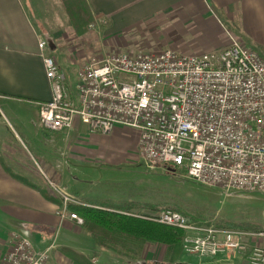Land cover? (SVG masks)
<instances>
[{
    "label": "built area",
    "instance_id": "built-area-1",
    "mask_svg": "<svg viewBox=\"0 0 264 264\" xmlns=\"http://www.w3.org/2000/svg\"><path fill=\"white\" fill-rule=\"evenodd\" d=\"M39 50L52 94L39 104L46 132L72 130L77 120L104 135L119 127L138 130L139 151L150 168L174 169L231 194L264 195V59L256 51L232 38L224 51L196 55L115 52L83 65L72 92L58 62L47 55L45 40ZM53 189L62 201L60 218L82 226L69 207L85 204ZM128 215L182 230L185 254L200 261L243 255L248 264H264V247L252 245L264 240V231L198 226L168 210ZM9 239L2 264H51L50 249L37 250L17 232Z\"/></svg>",
    "mask_w": 264,
    "mask_h": 264
},
{
    "label": "crops",
    "instance_id": "crops-1",
    "mask_svg": "<svg viewBox=\"0 0 264 264\" xmlns=\"http://www.w3.org/2000/svg\"><path fill=\"white\" fill-rule=\"evenodd\" d=\"M87 2L96 18L89 32L99 37L97 44L105 55L145 46L156 51L154 53L174 50L180 54L196 55L224 51L231 45L232 38L246 48L264 53V0ZM44 27L42 31L43 27L35 23L30 0H0V112L4 115L7 110L8 123L14 131L13 140L5 139L6 133L0 131V148L4 150L3 154L0 153V264L10 249L12 232L28 237L39 251L50 249L51 264H169L164 261L165 251L158 255L152 246L144 259L138 261H130L99 248L91 233L69 218H60L58 211L62 208V201L57 193L46 183L32 181L34 177L40 180L41 174V179L46 178L56 168L63 170L62 175L66 179V173H72L75 169L72 165L79 161V156L70 151L67 141L63 148L59 143L53 147L49 145L52 162L43 159L48 167L46 172L41 160L31 153L30 156L26 154V150L30 151L24 139L28 133L36 127L45 131L39 123V104L49 102L52 96L39 43L45 40L43 32L51 35L56 43L58 40L53 28ZM141 36H153V39L144 45ZM68 76L75 79L70 82L73 92L78 82V71ZM1 119L0 115V127H4ZM82 127L89 130L77 120L72 130L62 133L72 136ZM127 131L135 132L133 145L139 148L138 130L117 128L114 134ZM62 180L60 183L65 186ZM252 245L264 247V240H254ZM224 259L229 258L182 261L191 264H248L243 255L232 256L228 260L231 262Z\"/></svg>",
    "mask_w": 264,
    "mask_h": 264
},
{
    "label": "rangeland",
    "instance_id": "rangeland-1",
    "mask_svg": "<svg viewBox=\"0 0 264 264\" xmlns=\"http://www.w3.org/2000/svg\"><path fill=\"white\" fill-rule=\"evenodd\" d=\"M30 3L32 5V15H34V21L38 27L42 26L43 31L44 26H48L50 30L53 28L52 31L57 33L56 39L58 42L55 43L58 49L49 53L58 62L64 73L66 72L67 75L73 74L83 65L94 60H100L105 56L99 50L97 44L99 43V37L96 34L89 31L82 37L75 34L60 0H30ZM26 6L30 10L28 3ZM152 37L141 36L140 40L144 45H147L149 41H152ZM117 46L119 45L117 44ZM131 50L133 49L128 48L119 52L133 55L139 54V52H156L153 49L149 50L146 46L144 48L138 47L132 52ZM256 52L264 58L263 52ZM109 54L114 53L110 52ZM66 73L65 76L67 77ZM69 78L68 76L69 83L75 80ZM5 114L3 115L0 112L1 121L3 120L5 124L4 127L1 125L0 128L3 130L0 131L6 133L5 139L13 140L14 131L8 123L7 110ZM28 116H30L29 113ZM10 121L15 125L12 118H10ZM134 133L127 131L116 136L114 133L104 135L92 133L86 127H82L74 135L69 136L67 133L63 134L62 132L48 133L36 127V130H31L28 133L29 136L23 137L30 149L29 152L26 150V154L30 156L31 153L41 160L45 172L48 171V167H46L47 164L44 163L43 159L51 161L48 152L49 145L53 147V145L59 143L63 148L67 141L70 151L75 152L80 159L78 158L79 161L72 165L75 168L73 172L66 173V176H68L66 179L62 175L63 170L56 168L52 170V173L47 174L46 178L48 179L45 176L41 179L43 175L41 174L39 175L41 176L40 180L34 177L32 181L39 184L46 183L51 189L60 187L69 194L74 195L80 202L93 204H110L113 201L130 202L134 204V210L130 214L134 215L152 216L154 213L158 214L165 210L173 212L181 210L191 217L190 221L194 225L206 227L214 225L236 231H264L263 194H231L220 188L202 186L190 180L184 173L177 172L174 174L164 168H150L141 155L139 148H135L133 145L135 143ZM2 149L0 148L1 154L4 152ZM54 159L56 161V157ZM30 160L35 165L31 158ZM36 166L38 167V165ZM62 178L64 179L62 183L66 187L60 183ZM48 181L50 184H48ZM58 198L60 197L58 196ZM60 211L59 209L58 212ZM150 246L155 248V253L158 255L164 251L166 255L168 253V247L162 243H147L143 249L135 250L136 254H139V260L144 259ZM110 252L120 256L112 250ZM187 256L184 252L182 260L200 261L198 257H196L198 259L196 260L191 258L194 256Z\"/></svg>",
    "mask_w": 264,
    "mask_h": 264
},
{
    "label": "trees",
    "instance_id": "trees-1",
    "mask_svg": "<svg viewBox=\"0 0 264 264\" xmlns=\"http://www.w3.org/2000/svg\"><path fill=\"white\" fill-rule=\"evenodd\" d=\"M60 1L75 34L78 37L87 34L90 25L96 21L87 0ZM83 203L86 205L70 206L69 210L83 219L82 229L93 235L99 248L112 250L130 261H138L139 254H136V249H143L147 243H162L168 247L164 261L169 264L182 261L185 236L182 230L128 215L134 205L130 202ZM178 212L183 213L182 215L191 222V217L186 213L181 210Z\"/></svg>",
    "mask_w": 264,
    "mask_h": 264
},
{
    "label": "water",
    "instance_id": "water-1",
    "mask_svg": "<svg viewBox=\"0 0 264 264\" xmlns=\"http://www.w3.org/2000/svg\"><path fill=\"white\" fill-rule=\"evenodd\" d=\"M43 35H44V38L48 44V47H49V50L50 51H55L57 46H56V43L54 41V38L49 35L47 32H43ZM169 172L171 173H177L176 170L174 169H169ZM154 264H164V263H159V262H155ZM175 264H191V263H188V262H178V263H175Z\"/></svg>",
    "mask_w": 264,
    "mask_h": 264
}]
</instances>
